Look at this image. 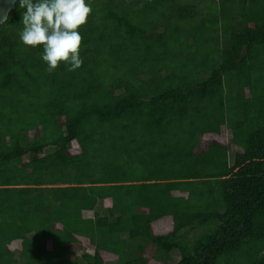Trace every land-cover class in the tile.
<instances>
[{"label": "trees", "instance_id": "1", "mask_svg": "<svg viewBox=\"0 0 264 264\" xmlns=\"http://www.w3.org/2000/svg\"><path fill=\"white\" fill-rule=\"evenodd\" d=\"M90 2L76 71L0 26V264H264V0Z\"/></svg>", "mask_w": 264, "mask_h": 264}, {"label": "clouds", "instance_id": "2", "mask_svg": "<svg viewBox=\"0 0 264 264\" xmlns=\"http://www.w3.org/2000/svg\"><path fill=\"white\" fill-rule=\"evenodd\" d=\"M22 30L19 41L27 48L42 46L47 72L64 63L68 71L80 69L82 35L92 12L90 0H19Z\"/></svg>", "mask_w": 264, "mask_h": 264}, {"label": "rangeland", "instance_id": "3", "mask_svg": "<svg viewBox=\"0 0 264 264\" xmlns=\"http://www.w3.org/2000/svg\"><path fill=\"white\" fill-rule=\"evenodd\" d=\"M205 139H208V140H216L220 143H224L225 142V138H221L220 136L217 137V136H206ZM172 228V223H171V220L169 218H164L161 222L159 223H156V225H153L152 226V229H153V232L155 233V235H164L166 233H168ZM92 250V249H90ZM104 259L105 260H111L112 257H107V256H104ZM148 264H154L153 261H150Z\"/></svg>", "mask_w": 264, "mask_h": 264}, {"label": "water", "instance_id": "4", "mask_svg": "<svg viewBox=\"0 0 264 264\" xmlns=\"http://www.w3.org/2000/svg\"><path fill=\"white\" fill-rule=\"evenodd\" d=\"M18 0H0V26L6 22L11 11L16 7Z\"/></svg>", "mask_w": 264, "mask_h": 264}]
</instances>
